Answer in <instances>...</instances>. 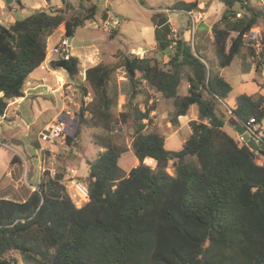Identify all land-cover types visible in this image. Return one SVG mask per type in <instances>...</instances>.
<instances>
[{
  "label": "trees",
  "instance_id": "trees-1",
  "mask_svg": "<svg viewBox=\"0 0 264 264\" xmlns=\"http://www.w3.org/2000/svg\"><path fill=\"white\" fill-rule=\"evenodd\" d=\"M61 1L63 8L34 10L8 27L0 24V117L10 102L24 97L30 74L46 59L53 32L63 26L64 35L74 37L77 28L94 20L96 6L79 3L84 15L66 18L73 6ZM219 1L225 9L210 32L217 65L225 68L240 55L260 19L264 25V3L256 8L248 0ZM168 9L192 12L198 1L180 0ZM161 29L159 58L129 53L121 67L133 94L145 84L170 103L173 126L197 107L198 120L190 122L182 148L165 149L164 136L148 127L155 109L150 95L142 107L129 103L116 115L117 101L109 92L114 69L103 64L86 69L93 98L81 109V121L97 131L92 143L102 149L88 163V201L75 207L63 184L66 175L48 173L24 200L0 197V264H19L13 256L18 252L42 264H264V164L256 163L264 157V133L256 153L224 131L230 83L207 65L195 44L170 40L165 20ZM262 40L264 67V28ZM49 67L65 70L72 79L80 72L75 56L51 60ZM182 80L188 84L184 96L177 92ZM85 112L90 117L84 118ZM231 113L240 123L253 118L259 125L264 98L238 95ZM129 120L130 150L138 164L125 172L118 161L129 150L113 133Z\"/></svg>",
  "mask_w": 264,
  "mask_h": 264
},
{
  "label": "rangeland",
  "instance_id": "rangeland-1",
  "mask_svg": "<svg viewBox=\"0 0 264 264\" xmlns=\"http://www.w3.org/2000/svg\"><path fill=\"white\" fill-rule=\"evenodd\" d=\"M69 1L74 6L80 2L85 7L95 5L97 8L96 18L86 26L76 29L75 39L71 43L72 55L78 56L87 52L85 46L89 42H94V45L98 47V51L95 53L101 63L114 69L110 77L109 92L117 101L116 115L121 111L128 110L129 103H131L129 105L142 107L146 96L152 97L151 90H148L145 84H142L138 88V92L133 94L124 69L121 67L122 58L127 53H133L138 57L140 55L143 57L153 55V52H147L145 45L151 38L148 28L156 22L159 16H150V12L157 15L159 13L170 15L172 24L178 30L177 32L172 31L169 36L170 40L184 39L183 32L186 31L185 40L192 47L194 44L197 47L198 24L201 21L208 25L217 22L225 9L219 0H197L198 10L192 11V13L164 12L166 8L180 0ZM248 1L251 6L256 8H260L264 3V0ZM31 2L36 3L37 0H25L26 7L30 6ZM53 2L59 4L60 0H53ZM27 11L28 9L18 11L16 14H12L10 18L20 20ZM49 11L52 10L49 9ZM238 12L241 17L242 11L238 10ZM107 13H111L119 21L118 28L111 32L105 31L98 22L101 14ZM189 13L191 14L189 15ZM83 15V9L77 5L76 8L73 7L67 13L66 18L70 16L82 17ZM263 28V20L260 19L257 27L252 30L259 31L262 37ZM55 31H57L56 35L49 41L48 54L50 57L58 59V55L51 53L53 51L50 52V50L52 44L58 40V35L64 34V27L60 26ZM244 43L250 45L251 41L245 38ZM261 45L263 46L262 38ZM244 48L247 49L253 66L259 69L263 67L254 49L248 45H244ZM48 54H46V60ZM211 56H213L212 52ZM45 66L46 68L43 66L34 70L24 86V97L27 96V98L26 101L20 100L22 102H20L21 107L18 108V111L21 113V118L16 119L13 111L8 112L9 114L5 118L0 117V195L12 196L15 200H21V196H24L25 192L34 190L39 182L46 177V173L48 176L65 174L66 180L75 178L86 183L89 170L88 163L92 162L102 151L101 148L92 143L93 135L97 131L87 128L81 121V109H85L86 104L93 98L92 88L85 80V66L79 65L80 72L75 79L70 78L66 71H61L62 69H51L52 73L49 76L47 71L50 70L47 68V64ZM240 68L233 64L224 72V78L232 87L229 97L239 92ZM59 75L60 78L57 79L56 76ZM258 78H260L259 75ZM184 82L182 80V83ZM258 95L255 93L252 96ZM66 111L70 112V116L64 115ZM32 113L33 117H31ZM57 117H61L66 124L64 137L53 146L40 142V132ZM83 117L90 116L85 112ZM225 126L234 135V126L230 124ZM171 127L169 117L167 119H153V125H149V128H154L162 134H169ZM113 134L117 137V143L129 150L132 139L131 120L119 126ZM234 138L236 139V136ZM171 144V141L165 142L167 149ZM132 155V151L129 150L120 156L119 166L124 171L129 166L125 159H131ZM13 157H15L14 163H12ZM145 161L146 165L154 168L155 163L151 159ZM256 163L261 164L262 160H257ZM167 172L173 173L171 163L168 165ZM66 180L63 184H66L67 189L70 190V183ZM13 256L19 264H42L38 258L30 254L18 252L14 253Z\"/></svg>",
  "mask_w": 264,
  "mask_h": 264
},
{
  "label": "crops",
  "instance_id": "crops-1",
  "mask_svg": "<svg viewBox=\"0 0 264 264\" xmlns=\"http://www.w3.org/2000/svg\"><path fill=\"white\" fill-rule=\"evenodd\" d=\"M66 1L72 5V3L69 0H66ZM31 3L32 4H30V6L26 7L25 0H21L20 5L16 2H14V0H12L11 3H7L6 0H0V24L3 26H6V27L10 26L12 23H14L16 21L15 18H10V16H12V14H16L18 11L21 12L25 9H28V11H27L26 15L24 14V16H22L23 18L27 17L34 10L49 11V9L50 10H56V9L63 8V3L61 0H60L59 4L54 3L53 0H37L36 3H33V2H31ZM79 3L77 5H79ZM77 5H75V6L72 5V6L74 8H76ZM164 12L167 13V12H170V10L168 8H166ZM179 12H182V11H179ZM96 14H97V8H96ZM150 16H159V18H157L156 22L151 24V26H149V28H148L150 33H151V38L146 43L145 49L147 50V52H149V51L153 52L152 56H147V57L159 58L161 56V53H162L161 47L164 44V38L162 37V29L160 30V25L165 20V24H167L172 31L177 32L178 30L172 24L170 15H164L163 13H159V15H157V14H152L150 12ZM95 18H96V15H95ZM104 18H106V14H101L99 20L104 19ZM88 23L89 22H86L85 26ZM213 24L208 25L204 21H201L198 24V31H199L198 35L199 36H198V41H197V49H198V52L200 53V55H202L205 58V62L207 63V65L214 72H217L223 78H224L225 70L228 69L229 67H231L233 64H235V66H237V67H241L239 69L240 70L239 92H238V94H235L233 96H230V97L228 96V98L225 101V104L223 105L227 109L226 119H225V124L223 126V129L228 135H230L231 137L234 138L235 136L237 137V134H238L235 127L238 124H240V122L235 117V115L233 113H231V110L235 108L236 97L238 95H241V94L251 96L255 93H258L259 96H262L264 98V67H260V69L255 68V66H253V64L250 62L249 53H248L247 49L243 48L240 55L237 56L229 66H227L225 68H219L217 65V60L215 59L216 57L212 58L213 56H215L213 53L212 35L210 32V27ZM157 29L159 31V36L156 35ZM56 32L57 31L53 32V34L47 40V54L49 51V48H48L49 41L56 35ZM62 35H58V40L60 39V37ZM183 36H184V40H185L186 36H187L186 31L183 32ZM168 38H169V36H168ZM74 39H75V35H74V37H71V43L73 42ZM58 40H56V42H54L52 44V48H51L50 52L52 51L54 46L58 43ZM68 41H69V39H68ZM71 43H70V46H71ZM85 47L87 48V52L83 53L82 55H80V54L78 56L75 55V57H77L79 60V65L81 64V66H85V70H86L90 67L96 66L98 64H102L100 59L97 57V55L95 53L98 51V47L94 45V42H89V44L86 45ZM167 52H168V50L165 51V54ZM211 52H212L213 56H211ZM51 53H53V52H51ZM127 54H129V53H127ZM130 54H133V53H130ZM71 56H73L72 55V47H71ZM142 57L143 56L140 55V58H142ZM55 59H57V58H52L48 54L47 60L45 59L42 66H40V67L44 66L46 68L45 64H47V68L50 70L49 72L47 71V75H49V76L52 73L51 68H49V61L55 60ZM103 65H105V64H103ZM61 71H65V70L62 69ZM258 75L260 78H258ZM56 78L57 79L60 78V75L56 76ZM62 82L64 83L63 78H62ZM187 88H188V84L186 83V81L184 83H182V81H181V83L177 89L178 94L180 96L186 95L187 94ZM151 93H152V97L150 98V104L153 103L155 106V109L150 114L152 121H151V123L148 124V127H149V125H153V119H167L169 117V122H170V116H171V113L173 110L172 106L170 105L169 102L162 99L161 95L159 93H156L153 91H151ZM0 96H1V94H0ZM26 98H27V96L15 99L12 102H10L8 104L6 113L2 118H5V116L7 114H9L8 112H11V111L14 112L16 119L21 118V113H19L18 108L21 107L20 102H22V101H20V100H25ZM31 117H33V113H32ZM197 118H198L197 107L195 105H193L190 107V109L188 110L186 115L178 117V119H177L178 125L177 126H173L172 123L170 122L172 127L170 129L169 134H162L157 130L161 135L164 136V147H165V149H167L165 142L171 141L172 144L168 147L167 150H172V151L180 150L182 148V145H183L185 139L191 134L190 122L197 121L198 120ZM226 124L227 125L230 124V125L234 126V135H232L226 129V126H225ZM259 127L262 129V132L264 133V120H263V122H261V124H259ZM129 150H130V148H129ZM120 160H121V158H120ZM120 160L118 161L119 165H120ZM125 160L129 164V166L125 172H129V170L131 168L136 167V165L138 164L137 159L133 155H132L131 159L129 158L128 160L127 159H125ZM145 160H144V163L146 162ZM257 160H262L261 164H264V157H261ZM25 196H26V192L24 193V196H21V200H24ZM0 197H2L4 199H14L12 196H8L5 194L0 195Z\"/></svg>",
  "mask_w": 264,
  "mask_h": 264
},
{
  "label": "built area",
  "instance_id": "built-area-1",
  "mask_svg": "<svg viewBox=\"0 0 264 264\" xmlns=\"http://www.w3.org/2000/svg\"><path fill=\"white\" fill-rule=\"evenodd\" d=\"M190 14V13H189ZM238 18L240 17V14L238 13L236 15ZM100 26L107 32L114 31L119 26V21L117 18H115L111 13L106 14V18L101 19L98 21ZM251 44H245L251 46L257 58L259 61H261V53L263 51V46L261 45V33L259 31L251 30V32L247 35V37ZM68 37L64 34L60 37L58 43L54 46L52 49L53 53L58 55V58L63 60H69L71 57V46L68 41ZM176 41V40H174ZM174 43L172 44V46ZM65 116H70V112L66 111L64 113ZM242 126L245 128V133L252 138L256 145L258 146L261 137L263 136L262 129L259 127L258 124L255 123L254 119H249L246 123H241ZM66 124L61 119V117H57L53 119L39 134V141L42 143H45L47 145L53 146L55 145L60 139L64 137ZM239 145H245L246 141L243 139L242 135L237 134V137L235 139ZM4 146V145H3ZM248 147V146H247ZM249 148V147H248ZM250 151L254 152L251 148H249ZM68 183H70V190L68 191L66 184L64 185L67 189L69 198L74 203L75 207L80 208L82 205H84L88 201V188L85 185V183L73 179H67Z\"/></svg>",
  "mask_w": 264,
  "mask_h": 264
},
{
  "label": "water",
  "instance_id": "water-1",
  "mask_svg": "<svg viewBox=\"0 0 264 264\" xmlns=\"http://www.w3.org/2000/svg\"><path fill=\"white\" fill-rule=\"evenodd\" d=\"M6 2L11 3L12 0H6ZM69 42L71 43V37H69ZM235 129L237 130L238 134L242 135L243 139L246 141L247 146L254 152L258 153L259 147L256 145L255 141L245 133V128L242 126V124H238Z\"/></svg>",
  "mask_w": 264,
  "mask_h": 264
}]
</instances>
